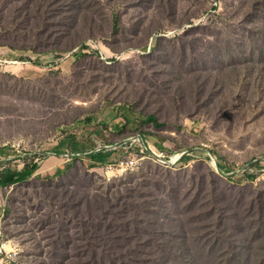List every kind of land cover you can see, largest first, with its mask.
I'll list each match as a JSON object with an SVG mask.
<instances>
[{"label": "rangeland", "instance_id": "374dc122", "mask_svg": "<svg viewBox=\"0 0 264 264\" xmlns=\"http://www.w3.org/2000/svg\"><path fill=\"white\" fill-rule=\"evenodd\" d=\"M113 144L107 161L136 153L134 169L52 154L0 188L11 264H96L103 248L264 264V0H0L4 166Z\"/></svg>", "mask_w": 264, "mask_h": 264}, {"label": "trees", "instance_id": "16d2710c", "mask_svg": "<svg viewBox=\"0 0 264 264\" xmlns=\"http://www.w3.org/2000/svg\"><path fill=\"white\" fill-rule=\"evenodd\" d=\"M112 23L114 28H117L118 18L116 16L113 18ZM158 42H159L158 40L155 41L153 48H156V46H158L157 45ZM146 120L153 123L155 122V118L153 116H148ZM47 151H51V150H47ZM113 151L115 150L100 149L98 151H92L90 153H87V157L92 160L99 161V163L103 164L107 161L108 157L111 156ZM54 153L59 154L60 152L54 151ZM36 155H34L36 157L35 160L33 158L27 160L20 169H11L9 167H5L3 163L0 164V188L25 180L38 169L39 164L36 162L38 157L42 159L48 157V155L46 154H40V156H36ZM253 166L257 167L258 163L257 164L254 163ZM128 194H131V192ZM130 205H132L133 207L142 206V204L138 200H136L133 197L131 198V195H128L126 197V201L124 203H120V206L125 209V208H129ZM120 213L121 216L126 214V212H120ZM140 223H141L140 221L135 222V227L137 229H139L138 224ZM124 226L127 229V225L124 224ZM145 239H148V236H146ZM143 240L144 238H142L141 234L137 233L136 241L141 242ZM103 249L107 251V253H104L106 255V259L101 261V259L99 258L97 259L96 264H105V262L106 264H136L139 262H143L144 264H161V262L169 259H170L169 264H175L177 263V257H178L177 254L172 253L171 248H103ZM139 256H142V258L138 260L137 258ZM233 257L234 255H232V258Z\"/></svg>", "mask_w": 264, "mask_h": 264}, {"label": "built area", "instance_id": "2783aa9c", "mask_svg": "<svg viewBox=\"0 0 264 264\" xmlns=\"http://www.w3.org/2000/svg\"><path fill=\"white\" fill-rule=\"evenodd\" d=\"M11 62L19 63L17 61H11ZM100 149L117 150L118 147H114L113 144V145L104 146L103 148H96L95 151H98ZM139 151H140L139 153L141 154L147 153L149 155H155L160 158H164L162 154L155 153L152 150V148L147 147L145 144L141 146ZM45 153L46 155L57 154L53 152H45ZM33 154H40V152L39 153L38 151L33 152ZM85 154H87V152L81 153L78 151H72V152L63 151L60 152L58 155L63 159L64 162H69L74 159V156H83ZM137 156L138 155L135 153L134 155L131 154L127 155L125 159H115L114 161H106L105 163L102 164L104 175L107 178H111L112 176H114V174L122 175L134 169L138 163ZM18 252H19V246L13 241L4 239L0 231V264H11V262L17 256Z\"/></svg>", "mask_w": 264, "mask_h": 264}, {"label": "crops", "instance_id": "0c3cea01", "mask_svg": "<svg viewBox=\"0 0 264 264\" xmlns=\"http://www.w3.org/2000/svg\"><path fill=\"white\" fill-rule=\"evenodd\" d=\"M45 161H47V163L50 165V166H53V167H56L60 164L59 162V159L56 158V157H49L47 158ZM50 168H47L46 170H49Z\"/></svg>", "mask_w": 264, "mask_h": 264}, {"label": "water", "instance_id": "95a60500", "mask_svg": "<svg viewBox=\"0 0 264 264\" xmlns=\"http://www.w3.org/2000/svg\"><path fill=\"white\" fill-rule=\"evenodd\" d=\"M8 159H0V163L7 161Z\"/></svg>", "mask_w": 264, "mask_h": 264}]
</instances>
